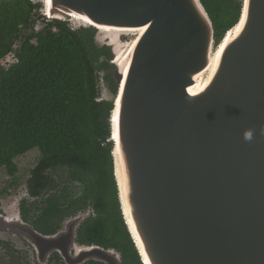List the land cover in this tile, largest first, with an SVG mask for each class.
<instances>
[{
    "label": "water",
    "instance_id": "obj_1",
    "mask_svg": "<svg viewBox=\"0 0 264 264\" xmlns=\"http://www.w3.org/2000/svg\"><path fill=\"white\" fill-rule=\"evenodd\" d=\"M38 1L31 22L93 27L95 45L110 48L102 73L118 90L104 80L102 98L114 104L119 200L143 264L141 245L150 264H264V0H241L218 44L201 0ZM90 213L43 234L20 208L0 213V234L22 238L40 264L53 252L123 264L115 248L77 241Z\"/></svg>",
    "mask_w": 264,
    "mask_h": 264
},
{
    "label": "trees",
    "instance_id": "obj_2",
    "mask_svg": "<svg viewBox=\"0 0 264 264\" xmlns=\"http://www.w3.org/2000/svg\"><path fill=\"white\" fill-rule=\"evenodd\" d=\"M201 1L218 44L238 22L242 2ZM39 7L31 0L0 5V169L15 176L16 158L38 148L40 160L27 180L37 201L22 200L24 220L53 234L67 218L91 210L77 241L115 248L123 264H143L119 200L110 122L114 104L102 98L100 72L114 67L110 48L95 45L93 27L75 29L64 20L48 21L32 33ZM23 34L27 37L14 53ZM10 54L15 61L7 67L2 60ZM104 75L115 82L110 73ZM111 88L117 92V84ZM51 170H61L64 183L54 182ZM0 190L6 193L7 186Z\"/></svg>",
    "mask_w": 264,
    "mask_h": 264
},
{
    "label": "rangeland",
    "instance_id": "obj_3",
    "mask_svg": "<svg viewBox=\"0 0 264 264\" xmlns=\"http://www.w3.org/2000/svg\"><path fill=\"white\" fill-rule=\"evenodd\" d=\"M14 1L15 0H0V5ZM31 1L33 3L39 2L38 0H31ZM38 4H40V2ZM40 8H41V4H40ZM37 12L40 13L39 10H37ZM37 16L38 15H36V17ZM47 22H48L47 20H41L39 24L36 21L35 25L39 24L40 28L43 29L46 26ZM69 24L71 25V27L75 29L79 28L77 27L78 25L74 27L70 22ZM33 42H35V40H33ZM14 61L15 58L13 54H10L2 60V64L8 67ZM40 157H41V153L38 148H35L27 152L26 154L17 157L15 161L19 169H18V173L15 176H10L5 169H0V189L4 185L7 186V192L4 194L0 193V213L11 214L17 209H20L21 202L24 199L29 201V203H33L37 201V199L29 195L27 180L30 178L31 170L37 165V163L40 160ZM50 174L54 182H56L58 185L60 183H64V181H62L63 172L61 170H54V171L51 170ZM56 189L57 188H54L53 190ZM48 193H46L42 198L48 196L49 195ZM12 237H13V241L8 242L9 241L8 234L7 235L0 234V264H19L18 258L20 255V249H22V245H23L19 242L23 240L19 236H12ZM25 262L28 261L25 259Z\"/></svg>",
    "mask_w": 264,
    "mask_h": 264
},
{
    "label": "flooded vegetation",
    "instance_id": "obj_4",
    "mask_svg": "<svg viewBox=\"0 0 264 264\" xmlns=\"http://www.w3.org/2000/svg\"><path fill=\"white\" fill-rule=\"evenodd\" d=\"M39 3V2H38ZM40 4H41V8L39 7L38 9H35V11L34 12H37V10H39L40 12L42 11V8H43V4L40 2ZM41 9V10H40ZM39 14V12L37 13V15ZM34 16H36V15H34ZM32 25H34L35 26V23L34 24H32ZM103 71H105L104 69L100 72V74H101V83H103V81H104V79H106L105 78V76L106 75H104L102 72ZM113 79V78H112ZM114 80V79H113ZM109 82H110V88H111V86H113V85H115L116 83L115 82H113V81H111L110 79L108 80ZM115 81V80H114ZM101 86H102V84H101ZM111 90H112V88H111ZM115 90H118V85H117V89H115ZM114 91V90H113ZM115 92V91H114ZM102 93H103V86H102ZM0 193H1V190H0ZM87 211V210H86ZM86 211H82V212H80V213H78V214H81V213H84V212H86ZM77 214V215H78ZM91 214V213H90ZM70 218V217H69ZM65 221V220H64ZM63 224H64V222H63ZM62 228H63V226H62ZM61 228V229H62ZM36 229V228H35ZM61 229H59V230H61ZM37 230V229H36ZM58 230V231H59ZM40 232V231H39ZM42 233V232H41ZM56 233V232H55ZM44 234V233H43ZM8 236H9V241L8 242H10V241H13V237L12 236H14V235H12V234H8ZM33 249H32V247L27 243V242H23V245H22V249H20V255H19V258H18V262H19V264H40L39 262V259H38V257H37V255L35 254V253H32L31 251H32ZM23 258H25L28 262H25V259H23ZM88 262V261H87ZM45 264H66V262H65V260L62 258V256L59 254V253H57V252H53V253H51V255L48 257V260L46 261V263Z\"/></svg>",
    "mask_w": 264,
    "mask_h": 264
},
{
    "label": "clouds",
    "instance_id": "obj_5",
    "mask_svg": "<svg viewBox=\"0 0 264 264\" xmlns=\"http://www.w3.org/2000/svg\"><path fill=\"white\" fill-rule=\"evenodd\" d=\"M243 137L245 140H251L253 137V130L252 129H246L243 132Z\"/></svg>",
    "mask_w": 264,
    "mask_h": 264
},
{
    "label": "bare ground",
    "instance_id": "obj_6",
    "mask_svg": "<svg viewBox=\"0 0 264 264\" xmlns=\"http://www.w3.org/2000/svg\"><path fill=\"white\" fill-rule=\"evenodd\" d=\"M141 248H142V252H143L144 258H145V262H146L145 264H150V260H149V258L147 256L146 252L144 251V248L142 247V245H141Z\"/></svg>",
    "mask_w": 264,
    "mask_h": 264
}]
</instances>
